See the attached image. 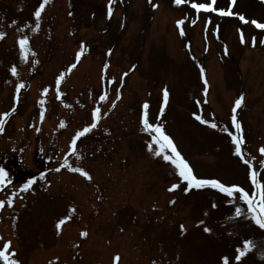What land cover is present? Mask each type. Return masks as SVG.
<instances>
[{
    "label": "rangeland",
    "instance_id": "374dc122",
    "mask_svg": "<svg viewBox=\"0 0 264 264\" xmlns=\"http://www.w3.org/2000/svg\"><path fill=\"white\" fill-rule=\"evenodd\" d=\"M193 1L212 0H114L110 17L108 0H49L37 26L33 13L41 0H0V114L8 113L0 122V168L22 197L0 214L6 225L0 246L12 242L10 258L19 264H223L226 256L231 264H264V229L238 194L228 198L210 186L184 191L187 184L163 159L170 150L156 155L158 145L140 123V105L149 101V122L163 127L197 178L236 184L251 196L243 162L249 160L264 185V29L251 23H264V0H237L230 16L195 13ZM216 1L226 10L232 4ZM25 35L22 59L18 40ZM165 88L167 110L159 114ZM241 97L236 133L232 109ZM96 109V126L73 151L72 137L91 126ZM230 133L243 139V160ZM33 178L21 192L18 186ZM174 183L180 187L169 191ZM244 239L256 247L237 262Z\"/></svg>",
    "mask_w": 264,
    "mask_h": 264
},
{
    "label": "snow or ice",
    "instance_id": "6c2138e0",
    "mask_svg": "<svg viewBox=\"0 0 264 264\" xmlns=\"http://www.w3.org/2000/svg\"><path fill=\"white\" fill-rule=\"evenodd\" d=\"M49 2V0H41V2L39 3V6L35 8L34 10V17L36 18V25L39 26V20L42 14V11L44 10L46 4ZM174 2L176 4H181V3H187L188 0H174ZM215 0H212V2H207V3H197V2H192L191 3V7L196 10L197 12H200L201 10H203L204 12H218L221 16H225V15H235L234 13H232L230 10H226L224 8H215L214 5ZM114 3V0H108V8H107V13L108 16L110 17L112 14V7L111 5ZM152 7H156L155 4L152 5ZM239 19L242 22H245V17L243 15L239 16ZM183 23V21H177V26L179 27L181 24ZM252 24L255 25L256 28L258 29H264V23H260L257 22L255 20L251 21ZM33 32L36 31V28L31 29ZM181 34H183L181 32ZM3 33L0 32V37H3ZM242 42H243V38H242ZM261 43L264 44V40H261ZM18 45H19V51H20V56L21 58H25L26 56V48L28 45V37L25 35L22 38H20L18 40ZM84 45L83 42H81V49H83ZM109 50V54H110ZM82 55V51H77L75 58L77 61H79L80 57ZM75 64L70 65V67H75ZM105 67H107V65H105ZM13 75L16 74V68L13 67L11 69ZM62 75L58 76L56 78V85L59 86L61 83V79H62ZM124 75H127V73H125ZM200 76H201V80L204 81L205 83V92L207 91V81L205 79V74L203 69H201L200 72ZM23 87L22 84H17L16 85V89L17 91H19L21 88ZM48 89L45 88L44 92H47ZM119 93V90H117ZM163 92V100L164 103L161 104L160 106V112L161 114L164 111V107H165V103L167 102L169 93L168 90L165 88L162 90ZM59 90L57 91V98L59 99ZM119 98V96L117 97ZM101 100L105 99V97L102 95L100 97ZM242 97L238 98L235 100V107H233L232 109V127L235 129L236 133H239L241 131V125L240 123L237 121L235 112L237 107H239L242 103ZM142 108L145 110L143 112V114L140 117V123L143 126V129L146 131H151L154 133L152 139L153 141L158 145V148L155 152L156 155H161L165 149H169L170 150V154H164L163 155V159L165 161H170L176 169V174L178 175V177L180 178V180L182 182H186L187 187L184 188V191H188L189 189L195 187L197 189L205 187V186H210L212 189H216L218 190L220 193L226 194V196L228 198H232L234 196V194H238L239 196V200L243 201L246 205H247V211L248 213L251 215L252 220L255 222L256 225H258L261 229H264V185H262L260 183V181L258 180V174L256 171H254L252 169V164L251 161L249 160H244L243 162L248 166V177L252 183V187H253V192L252 195L250 196L249 193L247 191H245V189L239 185L236 184H232V185H226L225 183L219 181L218 179H207V178H197L193 172L192 169L190 168L189 164L183 159V157L181 156V154L179 153V151L177 150L175 144L173 143L172 139L170 138V136L165 134V131L163 129V127L159 124H152L149 122V118H148V113H147V109L149 108V105L147 102H145L142 105ZM98 112L99 109L93 110L92 112V124L90 127H85L83 128L82 131H77L76 134L72 137L71 140V145L70 148L73 149L74 151V147L77 143V140L84 136L87 132H89L91 130V128L96 126V120H97V116H98ZM8 113H3L0 114V122H2V119L4 116H7ZM195 119L200 121L203 124H209L210 122L203 119L200 115L194 114ZM61 126H63V123L61 124ZM211 127L215 128L216 124L215 123H211L210 124ZM0 131H2V128H0ZM231 140H232V144L235 146V154L240 157L243 160V157L241 155V144L243 143V139L242 137L238 136V135H234L231 134ZM261 154H264V147L259 149ZM260 165L262 167H264V160L260 161ZM65 166H66V162H65ZM59 169H57L58 171ZM71 171L74 172H78L81 175L87 177V178H91L89 173L83 169L80 168H75V169H70ZM7 172L3 169L0 168V187H2L5 183L6 177H7ZM43 173H41V177H43ZM35 182V178L33 179H29L28 181H26L23 185H21V190L22 191H27L31 185ZM178 187H180V184H172L170 186V188L168 189L169 191L175 190ZM260 189L259 192H257L256 190ZM11 199L9 198L8 200V206H11ZM169 203H172V201H169ZM4 201H0V206H3ZM215 207V205H213ZM235 215L237 217H239L241 215V209L239 207L235 208ZM70 219V217H64L63 219L58 220V222L56 223L55 227L57 229V231L60 230L61 225L65 223L66 220ZM183 226L181 225V231H183ZM205 232H210L211 229L208 227L204 228ZM81 237H85L87 236L86 232H81L80 233ZM242 247L238 246L236 249V255H235V260L238 262L241 260V258L243 256H245L249 251H251L253 248L256 247V244L249 239H244L242 240ZM10 248V242H5L3 244V248L0 249V260L3 261V264H19V261L12 259L9 257L8 255V249ZM223 259V264H231V261L228 257H222Z\"/></svg>",
    "mask_w": 264,
    "mask_h": 264
},
{
    "label": "water",
    "instance_id": "95a60500",
    "mask_svg": "<svg viewBox=\"0 0 264 264\" xmlns=\"http://www.w3.org/2000/svg\"><path fill=\"white\" fill-rule=\"evenodd\" d=\"M0 264H3V261L2 260H0Z\"/></svg>",
    "mask_w": 264,
    "mask_h": 264
}]
</instances>
